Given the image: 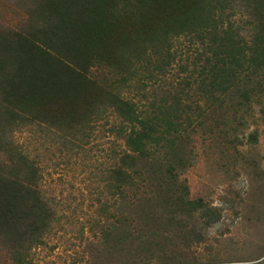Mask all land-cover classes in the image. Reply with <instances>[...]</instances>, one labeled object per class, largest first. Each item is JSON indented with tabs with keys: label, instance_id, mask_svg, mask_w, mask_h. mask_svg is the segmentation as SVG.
I'll use <instances>...</instances> for the list:
<instances>
[{
	"label": "trees",
	"instance_id": "trees-1",
	"mask_svg": "<svg viewBox=\"0 0 264 264\" xmlns=\"http://www.w3.org/2000/svg\"><path fill=\"white\" fill-rule=\"evenodd\" d=\"M17 1L20 25L0 24V246L8 264H30L59 223L33 159L15 141L35 126L79 145L107 112L117 119L110 129L123 148L103 175L97 210L103 261L115 252L120 264L148 261L165 243L168 214L210 221L209 209L177 182L187 130L204 111L193 98L214 103L230 92L243 107L264 92V0ZM183 35L201 47L190 70L178 65L189 71L187 83L170 72ZM144 202L153 204L142 209Z\"/></svg>",
	"mask_w": 264,
	"mask_h": 264
},
{
	"label": "rangeland",
	"instance_id": "rangeland-1",
	"mask_svg": "<svg viewBox=\"0 0 264 264\" xmlns=\"http://www.w3.org/2000/svg\"><path fill=\"white\" fill-rule=\"evenodd\" d=\"M19 5L17 0H0V24L17 28L25 16ZM233 11L240 22L242 11ZM200 51V44L184 35L174 42L170 72L176 79L190 81L189 71L179 73L178 65H188L190 70ZM196 85L192 83L190 89ZM228 94L214 103L199 95L193 98L204 111L187 130V166L177 177L187 197L201 200L209 209L211 220L199 214L188 220L167 213L161 250L136 264H264V92L243 107L230 101ZM116 124L115 116L107 112L90 125L88 137L79 145L41 126L15 134V141L37 168V186L54 204L59 218L42 245L33 249L30 264H120V254L103 261L97 251L103 175L123 148L110 129ZM251 134L256 141H251ZM128 200L132 199L125 200L123 210L131 221L135 216ZM152 204L141 206L148 210ZM1 248L0 264H8Z\"/></svg>",
	"mask_w": 264,
	"mask_h": 264
}]
</instances>
